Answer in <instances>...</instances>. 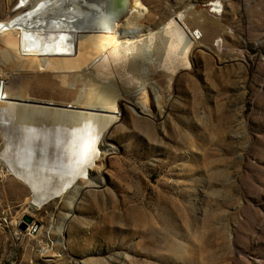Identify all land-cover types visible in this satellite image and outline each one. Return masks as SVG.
Wrapping results in <instances>:
<instances>
[{
	"label": "rangeland",
	"instance_id": "obj_1",
	"mask_svg": "<svg viewBox=\"0 0 264 264\" xmlns=\"http://www.w3.org/2000/svg\"><path fill=\"white\" fill-rule=\"evenodd\" d=\"M140 1L147 12L120 28L118 51L11 85L19 104L49 109L112 95L120 122L91 173L102 184L81 180L39 208L6 167L0 125V264H264V0ZM19 5L0 0V20ZM38 41L62 53L77 43ZM141 88L149 111L137 113Z\"/></svg>",
	"mask_w": 264,
	"mask_h": 264
},
{
	"label": "bare ground",
	"instance_id": "obj_2",
	"mask_svg": "<svg viewBox=\"0 0 264 264\" xmlns=\"http://www.w3.org/2000/svg\"><path fill=\"white\" fill-rule=\"evenodd\" d=\"M20 1L11 18L0 20V61L10 70L8 77L0 70V125L6 128V167L29 186L30 205L39 208L57 194L70 189L76 193L81 180L85 188L102 184L101 179L96 182L91 178V173L98 169L105 153L113 150L105 137L120 122L118 103L112 95L100 93L94 96L99 106L75 110L24 105L18 102L25 95L12 94L11 85L25 72L74 71L90 61L91 53L100 60L107 52L118 51L123 46L120 28L138 23L147 9L140 0ZM175 20L181 23L182 15ZM175 28L172 22L165 26L167 31ZM37 35L49 39L59 35L77 43L68 53L43 51ZM10 54L19 58L16 69ZM137 95L130 100L131 107L137 113L148 112L146 88ZM18 151L22 153L19 156ZM50 187L55 189L49 193Z\"/></svg>",
	"mask_w": 264,
	"mask_h": 264
},
{
	"label": "built area",
	"instance_id": "obj_3",
	"mask_svg": "<svg viewBox=\"0 0 264 264\" xmlns=\"http://www.w3.org/2000/svg\"><path fill=\"white\" fill-rule=\"evenodd\" d=\"M201 37H202V34L198 30H195V33H192V35H191V38L196 40V41L200 40Z\"/></svg>",
	"mask_w": 264,
	"mask_h": 264
},
{
	"label": "water",
	"instance_id": "obj_4",
	"mask_svg": "<svg viewBox=\"0 0 264 264\" xmlns=\"http://www.w3.org/2000/svg\"><path fill=\"white\" fill-rule=\"evenodd\" d=\"M24 223L31 224L32 223V220L30 218H28V217H25Z\"/></svg>",
	"mask_w": 264,
	"mask_h": 264
}]
</instances>
